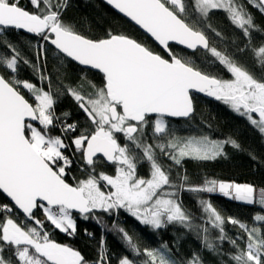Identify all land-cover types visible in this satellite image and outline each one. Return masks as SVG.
Here are the masks:
<instances>
[{
  "label": "snow or ice",
  "instance_id": "6c2138e0",
  "mask_svg": "<svg viewBox=\"0 0 264 264\" xmlns=\"http://www.w3.org/2000/svg\"><path fill=\"white\" fill-rule=\"evenodd\" d=\"M248 2L264 13V0ZM30 3L34 11L21 6L20 0H0V31L16 29L36 34L54 45L58 54L102 73L103 85L98 87L88 81L93 91L87 94L81 88L66 87L92 125L71 140L75 152L81 154L90 171L86 178L70 184L65 178L66 168L73 161L65 154L71 146L65 139L67 133L76 132L78 125L66 122L69 113L63 114V121L56 115L54 105L61 93L59 89L53 92L51 80L45 73L40 72L39 87L16 78L22 57L12 44L6 45L12 55L0 57V66L13 75L6 79L0 74V191L32 224L17 223L10 216L0 220V264H87L80 251L55 242L44 230L45 222H50L56 229L74 234L73 210L84 219L93 216L97 223L102 221L93 215L96 211L111 215L124 209L153 229L173 223L192 228L191 213L183 208L175 191L166 190L182 188L184 183H172L169 171L158 163L155 149L179 165L184 158L215 160L224 154V145L228 143L240 147L231 139L219 141L205 135L180 138L169 133L164 117H190L194 112L193 90L223 101L246 116L264 134V77L257 78L230 55L210 46L205 28L216 36L221 33L211 24L201 23L208 20L213 10H223L250 42L251 32L258 30L252 14L238 0H192L196 20L192 19L187 0H107L163 46L168 56L165 58L123 33L109 30L104 38L96 39L80 34L72 24L62 20L67 0L55 3L53 0H30ZM170 42L191 50L203 48L224 65L233 78H217L198 67L191 57L177 56ZM39 48L43 50V44ZM253 51L257 62L264 65V44ZM23 63L29 61L24 59ZM44 81L48 82L47 90ZM21 89L32 94L31 101ZM151 114H155L151 122L154 137L168 135L166 143L154 146L144 139ZM55 127H59L60 135L50 134V129ZM118 134H122L123 144ZM137 150L142 152V157ZM98 154L115 165L114 174H96ZM143 161L150 165V178L147 179L137 173L138 163ZM182 179L186 183L187 177ZM186 190L218 191L237 201L258 202L264 206V188L257 190L248 183L206 179L203 185L189 186ZM199 203L207 214V225L219 230L217 241L222 244L227 240L235 249L230 255L235 264H264V229L256 226V222H264V215L256 214L254 226L249 227L234 217L226 221L210 201ZM36 208L42 209L45 221L35 217ZM0 211L11 212V208L4 205ZM226 222L238 226L246 234L245 247L237 243V240H244L243 235L232 238L226 234ZM113 228L122 234L132 253H141L125 229L115 223ZM200 231L204 247L217 251L218 244L209 239V227ZM85 232L91 235L87 229ZM6 246L12 250V256L7 258L3 254ZM143 254L148 258L144 264H203L198 254H193L186 262L176 261L171 258L167 244L158 249L145 248ZM95 264H109L103 241ZM119 264H137V261L123 256Z\"/></svg>",
  "mask_w": 264,
  "mask_h": 264
},
{
  "label": "trees",
  "instance_id": "16d2710c",
  "mask_svg": "<svg viewBox=\"0 0 264 264\" xmlns=\"http://www.w3.org/2000/svg\"><path fill=\"white\" fill-rule=\"evenodd\" d=\"M55 2L56 0H53V3ZM238 2L245 5L246 10L252 14L255 24L258 26V30L251 32L250 42L249 38L243 35L242 30L230 22L227 13L223 10H213L208 20L201 21V23L205 26L211 24L212 28L221 33L220 36H216L214 32L205 28L210 46H215L219 51L230 55L257 78H261L264 77V65L257 62L253 50L264 44V13H261L248 0H238ZM187 3L190 6L189 11L193 13L192 19H198L194 9L191 8L192 0H187ZM20 4L29 11L35 10L30 0H20ZM41 7L43 8V3ZM62 20L72 24L76 31L88 38H104L109 30L113 33L126 34L168 58L167 54L162 52L146 35L101 0H67ZM7 44H12L22 57L18 64L17 79L27 80L39 87L41 85L40 72H43L50 78L53 92L56 93V90L59 89L61 94L58 97V102L54 105L56 115L63 121L65 119L63 114L69 113L66 122L69 124L76 122L78 125L75 133L66 134L65 142L71 145L74 136L79 135L80 131L85 128H91L92 125L72 96L67 93L66 87L81 88L87 94L93 91L88 81L98 87L102 86V75L80 68L63 55L58 54L39 36H30L14 29H4L0 31V57L12 55L11 50L6 47ZM41 44L44 46L43 50L39 48ZM170 48L175 54L180 53L191 57L198 67L209 74L220 79H231L227 68L212 57L209 52L197 50L189 53L173 45H170ZM240 49L244 50L240 51ZM24 59H27L29 63H23ZM0 74H3L6 79L13 75L2 66H0ZM43 86L47 90L48 82L44 81ZM21 90L25 97L31 101L32 94L26 89ZM192 99L194 112L190 118L167 120L170 128L175 126L170 129L172 135L184 138L185 132L188 131L194 136L205 135L216 140H235L240 146L236 148L228 143L224 145V154L215 160L184 158L179 165L175 164L169 156H164L155 149L158 163L169 171L172 183L174 185L184 183L182 188H166V190L175 191L176 198L181 202L183 208L191 213L192 228H185L173 223L160 229H153L149 225L141 224L124 209H120L118 213L113 212L111 215L98 210L93 215L100 218L102 223H97L93 216L84 219L81 215L73 214L76 231L71 235L56 229L50 222H45L44 230L49 233L50 238L57 243L80 251L87 264H95L99 259L102 241L109 264H119V260L123 256L137 261V264H144L148 258L143 254V249H158L164 244L168 245L171 258L179 262H186L193 257V254H198L203 264H235V261L230 259V255L235 252V249L227 240L222 244L217 241L219 230L207 225V214L199 202L210 201L226 221L228 217H234L248 224L249 227L254 226L253 218L256 214L264 215V206L256 203H242L218 192H192L187 191L186 188L201 186L206 179L248 183L254 187L264 188V134L252 125L248 118L235 112L229 105L215 97L192 95ZM152 120L153 118L150 117V124L146 128L147 135L144 139L147 143L155 146L156 137L152 132ZM50 134L60 135L59 127L50 129ZM167 138H163V141H167ZM118 139L121 144L124 143L122 134H118ZM137 152L142 157V152L139 150ZM65 154L73 161L66 168L67 182L75 184L77 180L86 178L90 169L84 164L81 154L75 152L74 145H71ZM95 172L97 175L100 172L114 174L115 165L106 164L102 159L97 158ZM137 173L141 177L149 178V163L147 161L138 163ZM184 177H187L186 183L182 179ZM4 205L10 206L8 200L0 193V207ZM14 213L13 208L11 212L0 211V220L10 216L19 223L32 224L28 218L19 213L14 215ZM34 215L41 219L44 212L37 208ZM114 223L133 237V241L141 249L139 255L131 252L126 241L122 238V234L113 228ZM206 226L209 227V239L218 244V249L215 252L204 247L203 233L200 230ZM256 226L264 229V222H256ZM85 229L91 235L86 234ZM224 230L232 238H236L238 234L243 235L244 240H237V243L241 248L245 247L247 236L239 230L238 226L226 222ZM3 254L6 258L10 257L12 250L6 246Z\"/></svg>",
  "mask_w": 264,
  "mask_h": 264
},
{
  "label": "water",
  "instance_id": "95a60500",
  "mask_svg": "<svg viewBox=\"0 0 264 264\" xmlns=\"http://www.w3.org/2000/svg\"><path fill=\"white\" fill-rule=\"evenodd\" d=\"M104 4H106L108 7H110L115 13H117L118 15H120L121 17H123L124 19H126L128 22H130L134 27H136L138 30H140L144 35H146L162 52H164L165 54H167L166 50L163 49V46L159 45L158 42H156L154 40V38H152L150 36V34L146 33L143 29H141L138 25L135 24L134 21H131L130 18L126 17L124 14L122 13H119L118 10L114 9L113 6H111L110 4L107 3V0H101ZM16 30V29H14ZM16 31H19L21 33H24V34H27V35H30V36H37L36 34H32V33H28L26 32V30H16ZM48 45H50L52 48L55 49V46L54 45H51L50 42H46ZM170 45H173L175 47H178L180 49H183L185 50L186 52H189V53H193L197 50H201V51H206L204 50L203 48H198L197 50H191V49H187L186 46H183V45H179L177 42H170ZM56 50V49H55ZM58 52V50H56ZM62 55V54H61ZM64 56V55H63ZM66 57V56H64ZM67 59H69L70 61H72L73 63H75L76 65H78L80 68H83V69H86V70H89V71H93V72H96V73H99L100 75H102L103 77V74L100 73L98 70H95V69H92L90 66H84V65H80L79 62L77 61H74L72 60L71 58H68L66 57ZM191 95H205V96H208L206 93H200L198 91H195L193 90ZM208 97H212V96H208ZM194 107V105H193ZM192 116V115H191ZM190 116V117H191ZM150 117H155V114H151ZM188 117V118H190ZM188 118H184V117H170V116H165L164 119L166 120H186ZM100 158L102 159L106 164H111L109 162H107V160L105 158L102 157V155L98 154V156L95 158ZM84 162V161H83ZM85 164V162H84ZM0 193L8 200L9 204L14 207L22 216L26 217V215L22 212V210L18 209L16 206H14V202L11 201V199L9 197H7V195L5 193H3L2 191H0ZM37 209V208H36ZM36 209H34V212L36 211ZM73 214H77V215H80L78 212H76L75 210H73ZM27 218V217H26Z\"/></svg>",
  "mask_w": 264,
  "mask_h": 264
},
{
  "label": "rangeland",
  "instance_id": "374dc122",
  "mask_svg": "<svg viewBox=\"0 0 264 264\" xmlns=\"http://www.w3.org/2000/svg\"><path fill=\"white\" fill-rule=\"evenodd\" d=\"M177 56H179V57H185L184 55H182V54H180V53H177ZM231 74V73H230ZM233 77H232V75H231V79H232ZM253 116L255 117V118H258V115L257 114H253ZM246 117V116H245ZM153 118V120L152 121H154V119H155V117H152ZM247 118V117H246ZM166 120V119H165ZM167 121V120H166ZM168 122V121H167ZM168 127H169V133L170 134H172V132L170 131V129L171 128H173V127H175V126H173V127H171L170 128V125L168 124ZM186 134L184 135V138H187V137H191V136H194V135H192L190 132H185ZM77 136V135H76ZM75 137V136H74ZM73 137V138H74ZM167 137H169L168 135H165V136H160V137H156V144H158V143H166L167 141H163V138H167ZM72 138V139H73ZM162 139V140H161ZM169 138H167V140H168ZM212 139V138H211ZM213 140H216V139H213ZM219 141H224V140H219ZM157 150L158 151H160L158 148H157ZM165 156V155H164ZM150 178V177H149ZM225 182H234V181H225ZM235 183H238V182H235ZM241 184H243V183H241ZM257 190H259V189H262V188H259V187H255ZM218 192V191H217ZM219 193V192H218ZM222 194V193H221ZM237 201V200H236ZM239 202H242V203H246V202H243V201H239ZM246 204H248V203H246ZM257 205H260L258 202L256 203ZM260 206H262V205H260ZM37 218V217H36ZM14 219V218H13ZM37 219H40V218H37ZM45 219V214H44V216H43V218H41L40 220L41 221H43ZM14 220H16V219H14ZM75 220V219H74ZM16 222L17 223H19L17 220H16ZM150 226V225H149ZM150 227H152V226H150Z\"/></svg>",
  "mask_w": 264,
  "mask_h": 264
},
{
  "label": "built area",
  "instance_id": "2783aa9c",
  "mask_svg": "<svg viewBox=\"0 0 264 264\" xmlns=\"http://www.w3.org/2000/svg\"><path fill=\"white\" fill-rule=\"evenodd\" d=\"M11 209L13 208L12 206H9ZM14 209V208H13ZM15 210V209H14ZM16 213H19L17 210H15L14 215H17Z\"/></svg>",
  "mask_w": 264,
  "mask_h": 264
},
{
  "label": "flooded vegetation",
  "instance_id": "af4514ba",
  "mask_svg": "<svg viewBox=\"0 0 264 264\" xmlns=\"http://www.w3.org/2000/svg\"><path fill=\"white\" fill-rule=\"evenodd\" d=\"M178 48V47H177ZM183 50V49H182Z\"/></svg>",
  "mask_w": 264,
  "mask_h": 264
}]
</instances>
